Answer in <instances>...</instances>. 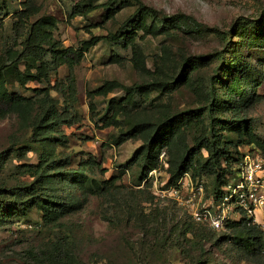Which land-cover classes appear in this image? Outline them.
Returning <instances> with one entry per match:
<instances>
[{
	"label": "rangeland",
	"instance_id": "374dc122",
	"mask_svg": "<svg viewBox=\"0 0 264 264\" xmlns=\"http://www.w3.org/2000/svg\"><path fill=\"white\" fill-rule=\"evenodd\" d=\"M77 1L0 0V55L9 58L22 48L21 33H27L28 26L16 32L13 22L16 11L25 6L33 11L29 22L53 17V39L74 49L91 36L115 33L139 3L152 7L159 16H193L202 26L197 32L171 29L169 34L155 36L138 31V53L130 46L101 40L84 51L76 64L63 63L51 70L47 79L28 81L25 87L8 84L10 91L24 99L0 112V186L33 183L37 179L32 174L34 164L43 155L55 161L50 171L55 174V192L64 200L73 198L77 206L49 224L42 221L35 204L25 214L1 222L0 264H264V252L246 259L230 238L223 239L232 231L209 229L192 218L193 203L197 207L215 204L218 184L213 176L193 180L194 186L202 183L203 191L192 202L190 187L183 182L178 186L179 199L159 193L169 175L165 159H173L177 147L167 155L163 153L158 168L139 185L140 168L133 163L108 192L100 195L82 191L60 174L76 170L81 161L93 157L101 164L88 172L93 178L108 180L118 175L123 169L120 165L130 160L143 142L139 137L119 145L112 142L125 127L124 116L134 121H157L200 108L205 99L199 94V86H203L204 78L217 74L220 97L229 99V89H234L242 100L233 108L220 102L221 109L214 112L216 128L222 125L219 120L241 118L264 140V38L260 36L264 0H125L127 5L113 16L99 0L86 15L69 18L68 11ZM193 55L204 57L187 83L171 92L152 91L146 99L144 95L140 106L117 115L119 124L104 126L101 119L110 114L109 101L125 95L120 88L95 96V110L91 111L87 92L105 80L145 84L170 76ZM229 63L232 66L224 70ZM20 69H24L23 64ZM58 114L66 115L69 121L56 122ZM230 136V149L235 154L236 134ZM252 147L240 145L239 150L255 152Z\"/></svg>",
	"mask_w": 264,
	"mask_h": 264
},
{
	"label": "trees",
	"instance_id": "16d2710c",
	"mask_svg": "<svg viewBox=\"0 0 264 264\" xmlns=\"http://www.w3.org/2000/svg\"><path fill=\"white\" fill-rule=\"evenodd\" d=\"M97 1L99 0H78L68 11V17L86 15L95 8ZM99 5L104 6L110 16H113L118 9L127 4L125 0H102ZM15 14L13 30L18 32L24 26H28V31L21 33L24 39L19 51L14 52L9 58L0 55V112L17 106L24 99L18 92L10 91L8 84L17 83L25 87L28 81L47 79L51 70L63 63L69 66L76 64L84 51H88L101 40L119 44L124 48L130 46L134 53H138L139 46L135 40L138 31L155 36L169 34L171 29H179L185 33L197 32L202 26L193 16L184 13L159 16L152 7L139 3L135 12L124 20L115 33L91 36L88 40H83L78 49H74L71 46L63 47L53 39L52 28L56 25L53 17L43 16L29 22L33 14L31 6H25ZM260 36L264 38V27ZM203 57L201 55L186 57L181 65L174 68L170 76L157 78L145 84L123 85L117 80H105L100 86L87 92L91 111L95 110L92 102L95 96L107 95L114 89L120 88L125 95L119 99L112 98L107 109L110 114L101 119L104 126L119 124L120 119L117 115L140 106L144 95L146 99L152 91L171 92L181 83H187L190 73L197 68L198 61ZM20 64L24 65V69H20ZM231 66L232 63H229L223 68L228 70ZM202 81L203 86H199V94L204 96L205 104L200 108L167 115L157 121L148 119L134 121L124 116L125 127L112 138V142L119 145L134 137L141 138L143 142L132 158L120 165L123 169L118 175H112L108 180L93 178L88 172H92L93 168L99 169L101 164L93 157H89L81 161L76 170H65L60 173L62 177L70 180L84 192L100 195L111 189L125 168L138 163L140 177L137 185H139L147 178L151 170L158 168L160 156L167 155L166 153H170L174 147H177V153L173 159H165L169 175L164 186L176 184L185 173H188L194 181L203 176H213L218 184L214 191V198H220L222 187L233 179L238 171V164L244 154L239 150V146H254L252 148L264 154V140L253 131L252 126L246 120L241 118L219 120L222 125L220 129L216 128L215 120L217 119H215L214 112L221 109L220 102L233 108L239 100H242V97L234 89H229L231 97L222 99L218 90L220 82L218 74L206 77ZM55 120L56 122H68L69 118L58 114ZM231 133L236 134L235 154L230 149ZM49 138L54 137L49 136ZM54 162L42 155L41 161L34 164L35 169L32 174L36 175L37 179L33 183L13 187L0 186V223L25 214L27 208L33 204L36 205L45 224L56 222L63 215L75 210L77 202L73 198L64 200L55 192L53 185L55 174L50 172L52 168H55ZM100 171L105 170L101 168ZM196 224L199 225V223ZM225 228L232 231V235L230 237L225 235L223 239L230 238L232 244L246 259L256 258L263 254L264 229L252 223V220L244 214H241L239 219H227Z\"/></svg>",
	"mask_w": 264,
	"mask_h": 264
},
{
	"label": "built area",
	"instance_id": "2783aa9c",
	"mask_svg": "<svg viewBox=\"0 0 264 264\" xmlns=\"http://www.w3.org/2000/svg\"><path fill=\"white\" fill-rule=\"evenodd\" d=\"M180 182L190 187L191 202L196 194L203 191L202 183L197 182L194 186L191 176L185 173L176 184L161 188L159 193L179 199ZM215 201V204L211 202L203 207L193 203L192 218L213 230H221L225 228L227 219H239L244 214L252 223L261 228L264 226V158L258 150L253 152L249 149L244 152L236 176L222 187V194ZM230 214H237L238 217L233 218Z\"/></svg>",
	"mask_w": 264,
	"mask_h": 264
}]
</instances>
